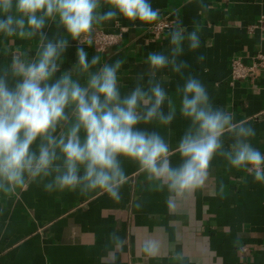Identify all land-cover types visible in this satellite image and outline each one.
<instances>
[{
	"label": "clouds",
	"instance_id": "obj_1",
	"mask_svg": "<svg viewBox=\"0 0 264 264\" xmlns=\"http://www.w3.org/2000/svg\"><path fill=\"white\" fill-rule=\"evenodd\" d=\"M189 2L198 4L199 16L211 10L204 0ZM120 17L151 24L160 12L150 0H0V43L36 42L34 56L5 48L11 60L0 65V194L10 197L36 182L48 193L99 191L119 203L127 181L123 165L130 161L154 190L192 195L207 187L216 157L264 184V153L251 143L252 124L214 105L192 75L177 85L176 98L160 79L166 69L183 75L189 67L180 57L185 42L191 51L200 48L199 24L194 20L188 31L178 22L168 33V49L150 52L146 73L137 74L134 87L122 94L125 61L101 63L100 55L89 60L83 46L92 47L96 28ZM52 23L64 32L49 38L45 29ZM69 38L79 42L77 59L61 71ZM178 114L188 125L175 149L159 131L139 127L169 128ZM173 153L180 157L175 166ZM224 190L221 183V197ZM142 250L154 256L159 249L148 241Z\"/></svg>",
	"mask_w": 264,
	"mask_h": 264
},
{
	"label": "crops",
	"instance_id": "obj_2",
	"mask_svg": "<svg viewBox=\"0 0 264 264\" xmlns=\"http://www.w3.org/2000/svg\"><path fill=\"white\" fill-rule=\"evenodd\" d=\"M150 2L159 9L160 17L168 15L174 22L169 32L178 22L188 31L194 20L200 26V48L191 51L187 42L184 44L180 59L189 65L184 74L167 69L160 74L169 94L176 98L175 89L187 76L198 78L214 105L232 112L237 121L245 119L252 124L256 136L251 143L264 153V69L255 80L233 81L230 76L233 56L249 63L254 52L264 51L260 32L249 29L264 14V0H204L211 6L205 16H199L198 4L189 0ZM115 22L100 28L112 30ZM119 22L131 27L117 43L104 51L83 46L89 60L100 55L101 63L125 61L119 73L125 94L134 87L137 74L146 73L147 55L168 49L169 32L153 39L146 31L147 24L122 17ZM45 31L49 38L64 32L55 23ZM69 39L61 71L76 63L79 42ZM5 48L13 55L34 56L36 42L17 39L0 43V65L11 60ZM200 55L205 57L202 62L197 60ZM187 125L178 114L169 128L157 124L139 127L159 131L175 149ZM171 159L174 166L180 162L175 153ZM123 166L127 181L119 203L99 191L87 195L79 190L48 193L36 182L10 197L0 194V264H264V184L255 182L252 175L230 170L223 158L216 157L205 189L175 195L166 189L154 190L134 162L125 161ZM221 183L225 185L223 197L218 194ZM148 241L158 246L154 256L142 250Z\"/></svg>",
	"mask_w": 264,
	"mask_h": 264
},
{
	"label": "built area",
	"instance_id": "obj_3",
	"mask_svg": "<svg viewBox=\"0 0 264 264\" xmlns=\"http://www.w3.org/2000/svg\"><path fill=\"white\" fill-rule=\"evenodd\" d=\"M173 25L174 22L168 15H162L158 21L147 24L146 31L153 39H159L165 36ZM130 27L121 22H115L112 30L97 27L93 37V46L98 51H104L107 47L117 43ZM249 29L258 30L264 38V14L259 15L256 21L249 25ZM261 69H264V51L262 50L254 52L249 63L244 62L240 56H233L230 61V76L233 81L255 80Z\"/></svg>",
	"mask_w": 264,
	"mask_h": 264
}]
</instances>
